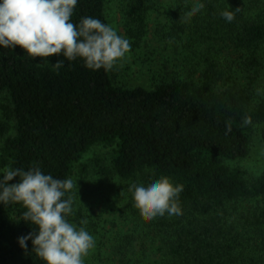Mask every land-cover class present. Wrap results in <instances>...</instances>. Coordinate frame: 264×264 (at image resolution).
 <instances>
[{
  "label": "trees",
  "instance_id": "1",
  "mask_svg": "<svg viewBox=\"0 0 264 264\" xmlns=\"http://www.w3.org/2000/svg\"><path fill=\"white\" fill-rule=\"evenodd\" d=\"M202 2L185 20L193 0H119L132 51L177 63L150 88L117 85L112 66L77 58L57 70L62 56L0 47V170L67 179L94 147L111 148L104 205L88 195L68 217L94 238L86 264H264V173L249 179L229 164L250 157L264 126V0ZM86 16L110 25L107 0H78L71 21ZM161 176L183 185L181 214L148 219L127 189ZM24 211L0 207V264H44L31 241L18 244L35 229Z\"/></svg>",
  "mask_w": 264,
  "mask_h": 264
},
{
  "label": "clouds",
  "instance_id": "2",
  "mask_svg": "<svg viewBox=\"0 0 264 264\" xmlns=\"http://www.w3.org/2000/svg\"><path fill=\"white\" fill-rule=\"evenodd\" d=\"M77 2L0 0V47L19 46L33 59L62 56L54 64L44 60L57 70L65 60L77 58L88 69L111 67L130 49L129 40L98 18L86 16L73 23L71 17ZM203 8L202 0H193V6L180 19L186 20ZM220 15L229 23L234 19L231 11L224 10ZM250 123L251 117H245L243 124ZM226 127L231 130L230 125ZM16 177L19 181L10 183ZM73 187L71 178H54L39 167L0 170V204L21 205L25 209L22 221L35 225L32 232L18 238V244L27 249L31 241L32 252L44 264H84L83 257L94 246L93 236L84 227L69 222L73 199L68 193ZM127 190L135 207L148 219L165 213L181 214L177 200L183 185L174 184L167 176L146 183L132 182Z\"/></svg>",
  "mask_w": 264,
  "mask_h": 264
},
{
  "label": "rangeland",
  "instance_id": "3",
  "mask_svg": "<svg viewBox=\"0 0 264 264\" xmlns=\"http://www.w3.org/2000/svg\"><path fill=\"white\" fill-rule=\"evenodd\" d=\"M108 16L110 20V26H112L119 35L126 37L122 15L119 8V0H107ZM166 57V60H165ZM153 62H148L143 57L135 54L130 49L121 58H118L112 65V71L114 81L117 85H124L127 87H145L150 88L154 85V75L163 73L161 67H167L166 74L170 69H176L169 58L168 52H160L153 57ZM173 71V72H174ZM159 75H157V79ZM0 98V104H1ZM1 116V113H0ZM251 154L250 157L244 161L229 163L232 167L239 168L245 173V176L249 179H254L264 173V126L256 128V131L251 140ZM111 148L103 145L94 147L76 166L72 180L74 182L73 189L70 190L73 203L77 205L79 200L86 203L88 195L96 196L103 200L107 196L105 187H109L110 180L105 178L102 174V167L109 165ZM119 188H115L117 195H119ZM121 193V192H120ZM116 200L121 199L116 196ZM123 203L122 201L120 202ZM104 205V204H103ZM112 205V204H111ZM6 207L7 205L0 204V207ZM120 206L114 204L115 209ZM109 217V216H108ZM93 250V248H91ZM84 264H86V258L83 257Z\"/></svg>",
  "mask_w": 264,
  "mask_h": 264
}]
</instances>
